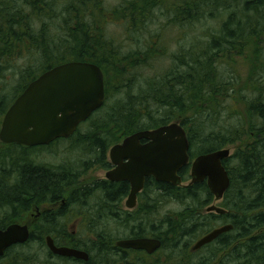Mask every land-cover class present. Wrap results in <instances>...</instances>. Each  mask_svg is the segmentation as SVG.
<instances>
[{
	"label": "trees",
	"instance_id": "trees-1",
	"mask_svg": "<svg viewBox=\"0 0 264 264\" xmlns=\"http://www.w3.org/2000/svg\"><path fill=\"white\" fill-rule=\"evenodd\" d=\"M139 1L140 5H121L106 9L101 6L100 0H0V73L2 74L4 69L2 59L12 56L16 48L20 50L23 47L30 53L34 51L38 60V63L21 70L19 83L14 86L16 91L14 97L0 98V118L31 80L57 64L71 60L96 64L103 71L105 84L107 71L115 72L118 76L116 81L122 80L128 72L127 67L133 68L136 65L135 57L139 53H143V56L149 55L148 51L156 54L147 47L145 52L134 53L135 57L131 54H119L115 44L106 38L101 27V21L109 15L115 19L127 17L133 19V14L137 12L143 19L152 0ZM134 6L136 8H133ZM169 9L172 25L176 22L192 23L201 20L209 22L217 19L220 23L219 36H213L209 45L191 47L182 57L176 55L175 65L184 64L187 71L178 73L176 70L174 72L168 70L169 72L167 71L158 82L145 88V91L139 88L140 92L136 95L127 92L126 97L124 95L125 98L122 99L125 101L117 102L111 112L107 111L96 123L91 124L88 134L80 132L79 127L82 125L80 124L73 138L90 135L88 136L90 139L83 141L76 139L75 148H82L81 144L87 145L86 151L90 153H84L94 152V159L85 161L80 158L76 166H60L53 169L29 160L34 150L32 147L20 152L15 144L4 146L0 159V205L7 206L13 217H23L24 213L30 211L33 203L40 205L45 201L67 199L66 203L83 204L85 201L86 205V200L95 194L94 185L75 190L74 184L81 167L84 169L94 164L108 167L105 152L110 140L107 136L96 134V130L99 133L101 126L109 125L111 129L117 128V131L128 135L137 130L153 129L171 121H178L185 127L191 159L198 154L223 148L232 141L234 133L230 129L226 128L227 131L224 133H203L204 127H208V124L205 125L206 120H198L196 116L199 114L191 112L193 113L191 115L188 110L186 116L183 113L185 107L193 100L191 90L194 96L201 98L205 97L206 92L210 95L219 92V87L222 88L218 79L220 74L214 64L217 61L214 60L212 63L214 57L217 59L222 54H230L235 44H239L240 48L243 47L245 50L253 43V39L264 37V0H174ZM207 17L211 19L208 20ZM105 103L106 94L103 105L85 122L90 124L93 121L92 117L104 109ZM250 108L259 121V124H254L259 132L258 140L254 143L249 142L244 150L237 148L223 161L230 177V186L219 206L226 209V212L215 214L204 211L205 206L212 201L205 181L187 189L174 188L173 194L176 190L179 191L176 200L185 198L192 200L193 207L164 220L162 231L164 247L184 244V238L191 236L196 225L203 220L205 222L209 220L217 226L232 225L230 232L220 235L219 241L210 246L213 247L212 251L216 253L220 248L227 247L230 244L228 240L243 238L242 244L231 248L228 259L231 257L244 264L264 263V131L263 133L259 131L264 130V101L253 102ZM157 112H161V115L156 117ZM195 121L196 124L201 121L198 129L194 126ZM259 141L261 143H257ZM245 145L243 143V146ZM233 161L235 162L232 165ZM19 162L23 163L19 165ZM180 175L182 179L189 177V166L184 167ZM41 179L43 183L40 182ZM9 180L11 182H8ZM105 183H101V189L104 191L102 202L110 205L109 201L116 194L118 196L123 194L125 190L122 184L115 188ZM162 185L167 192L171 189L167 184ZM185 212L188 214L184 215ZM61 214V212L45 214L37 232L32 230L34 225L31 227L29 238L24 245L32 239L43 245L47 233L54 235V230L65 232L66 223L61 221ZM10 217L6 216L0 220V229L17 222L7 220ZM129 219L116 221L127 225L126 228L131 229L133 237H138L146 231L141 227L146 224L145 218H139L140 223L134 221L137 218L131 221ZM101 221L95 220L94 224L92 222L90 225L92 232L87 234V242L77 240L80 236L71 235L64 239L70 244L63 245L84 250L89 255L87 261L58 257L51 254L48 249L47 254L51 258L56 257L67 263L73 261L78 264H147V258L141 251L122 250L115 246L113 235L108 234L106 230H98ZM131 223L135 228L131 227ZM54 238L57 242L62 241ZM18 247H22V244L8 248L0 261L15 252L11 263L7 261L6 264H52L36 262L35 257L22 262L21 253L16 251ZM132 254L136 257L131 258ZM15 257L19 259L15 260ZM108 259L110 261H107Z\"/></svg>",
	"mask_w": 264,
	"mask_h": 264
},
{
	"label": "rangeland",
	"instance_id": "rangeland-1",
	"mask_svg": "<svg viewBox=\"0 0 264 264\" xmlns=\"http://www.w3.org/2000/svg\"><path fill=\"white\" fill-rule=\"evenodd\" d=\"M173 1L174 0H152L147 9L148 13L143 19L137 12H135L133 14L134 20L130 17H127V19H115L109 15L106 16V19L101 21L104 35L115 44L119 54H131V56L135 57L133 55L134 53L145 52L146 47L150 48L149 50L155 51L156 54H152L148 51L149 55L143 56V53H139L137 57H135L137 60L136 65L133 68L127 67L126 70H128V72L122 77V80L120 79L116 81L118 76L115 75V72L107 71L105 74L106 103L104 109L100 114L92 117L93 121L90 122V124L85 122L79 127L81 133L85 135L88 134L90 125L96 123V121L100 119L102 115H105L107 111L111 112L112 107H115L117 102L121 103V101H125L122 99L126 97L127 92L136 95L140 92V89L141 91H145V88L158 82L168 70L170 72L176 70L178 73L187 71V68L183 66L184 64L181 66L175 65V61H177L175 56L182 57L185 51L189 50L191 47L205 46V44L209 45L210 39L213 36H219L218 25L220 23L217 19L209 22L204 20L192 23L176 22V24L172 25L170 23L172 17L168 11L170 10L169 8L171 4H173ZM100 4L103 8L113 9L121 5H140L141 2L139 0H100ZM147 5H149V3H147ZM133 8L136 7L134 6ZM126 14L129 13L126 12ZM207 19L210 20L211 18L207 17ZM252 41L253 43H250L245 50H243V47L240 48L239 44H235L231 49L230 54H222L218 57L219 59L214 57L212 63L214 60L217 61L214 64L219 71L220 76L218 79H220V86L222 88L219 87V92H213V94L210 95L208 92L204 91L206 92V95L201 98L194 96L193 90H191V97L193 100L188 107H185V112L183 113L186 116L188 110L190 114L191 112L199 114L196 116L198 120H206L205 125L207 126L208 124V127H204L205 130L203 133H224L227 131L226 128L230 129L234 133L231 137L232 141H229L224 145L225 148L230 150V154H233L237 148L244 150L249 142L254 143L258 140L257 137L259 132L255 129L254 124H259V121L257 120L256 115L251 111L250 107L253 102L264 101V37H261L258 40L253 39ZM2 60V66L4 69L2 74L0 73L1 99L11 96L14 97L16 94L14 86L19 83L21 70L24 67H29L31 64L34 65L38 63L36 53H34V51L30 53L28 50L23 49V47L20 48V50L16 48L12 56ZM155 114L157 117L158 115H161V112ZM1 119L2 118H0V120ZM201 121H198L197 124L195 121V128H199V123H201ZM116 131L117 128L111 129V126L109 127V125L105 127L101 126L99 133L96 130V134L107 136V138L109 137L108 139L110 140V143L106 152L108 148L119 143V141L125 136V134ZM259 131L263 133L264 130ZM88 136L84 137V135H80L71 140H58L50 147L37 148L32 151L29 160H32L39 165H44L45 163V166L53 169L60 166H76L78 164L77 161L80 158L85 161L92 160L95 158V154L94 152L93 154H89L90 151H86L87 145L81 144L82 148L77 149L75 148L76 143H74L78 138L77 141H83L87 138L90 139ZM243 143L246 145L243 146ZM257 143L261 142L259 141ZM3 148L4 146L0 145V159ZM84 152L89 153L86 154ZM234 162L235 161H233L232 165ZM105 172L106 167L102 164H94L91 167L84 169L81 167L74 188H76V186L77 188L84 185L87 186L95 183L97 179L105 178ZM8 182L11 181L9 180ZM40 182L43 183V180L41 179ZM183 182L186 183V181ZM97 201L99 202V195L97 194L89 200H86V205L84 206L85 209H83L85 210L84 212L93 215L97 204L95 202ZM211 204L218 205L219 202H213ZM45 206L46 205H44V207ZM191 206L193 207L192 200L186 198L183 200L166 199L165 205L163 208H160L159 214L162 216L164 215V220H167V217L171 215L174 217L182 212V210H187ZM39 207L43 206L39 205ZM88 207L91 208L87 209ZM187 212H185L184 215H187ZM31 214L27 212L23 214V217L20 216L15 218L11 215V210L8 209L7 206L0 205V220L6 216H11L7 220H16L18 223L26 224L28 227H31L33 225L30 223V218H32ZM91 221L94 224L95 221ZM69 222L71 223L67 227L68 230H75L78 232L76 235H80L79 240L87 242L88 235H83L86 225L76 218H71ZM90 223L91 222L87 223V227ZM216 226L217 225L210 223L209 220L206 222L203 220L193 228L194 231L191 236L189 235L186 239L184 238V244L163 246L160 252L161 257L157 261L158 264H199L200 258L209 251L203 249L197 255H186V247L188 244L192 246L198 237L209 232ZM87 227L86 229H88ZM126 227L127 225L120 224L117 221L105 217L99 223L98 230H106L108 234L110 233L113 235L114 241H116V238L118 237L117 234L123 235L127 230ZM32 230L33 232H36L34 228ZM23 245L24 244H22V247L16 249L17 252L19 251L21 253L20 257L22 256V262H26V259L29 260L31 257H35V261L39 263L43 261V263L50 262L52 264H78L73 261L68 263L62 262V260L59 258L57 259L56 257L51 258L50 255L47 254L45 244H43V246L33 239L24 246ZM226 251L227 248L224 252ZM221 254L222 251H220L217 256L219 257ZM14 255L15 252L14 254L12 252L10 256L0 261V264H6L7 261L8 263H11L10 261ZM130 257L134 258L136 256L132 254ZM223 257H221V259ZM156 258L158 259L157 256ZM17 259H19V257H15V260ZM107 261H110V259ZM210 261L209 264H215L217 258L214 260L211 259ZM224 263L244 264L243 262H238V260H233L231 257L230 259H226Z\"/></svg>",
	"mask_w": 264,
	"mask_h": 264
},
{
	"label": "water",
	"instance_id": "water-1",
	"mask_svg": "<svg viewBox=\"0 0 264 264\" xmlns=\"http://www.w3.org/2000/svg\"><path fill=\"white\" fill-rule=\"evenodd\" d=\"M103 103L104 77L100 67L85 61L58 64L31 80L12 102L1 122L0 141L33 146L46 144L58 137H68ZM141 138L148 142L140 145ZM188 149L185 130L178 122L140 130L111 147L109 156L115 167L105 176L111 181L126 180L130 183L131 190L126 201L130 207L147 176H153L156 181L180 184L181 178L177 173L189 162ZM229 155L230 150L222 148L199 154L191 163L190 182L205 180L215 201L222 198L230 185L229 175L222 163ZM206 211L222 214L225 209L211 205ZM231 228V224L214 228L197 240L193 247L199 248ZM28 237L26 224L14 223L0 230V256L7 247L23 243ZM46 246L57 255L73 256L84 261L88 259L85 251L58 247L50 237H46ZM116 246L144 249L151 253L160 246V242L144 237L127 238L118 240Z\"/></svg>",
	"mask_w": 264,
	"mask_h": 264
},
{
	"label": "flooded vegetation",
	"instance_id": "flooded-vegetation-1",
	"mask_svg": "<svg viewBox=\"0 0 264 264\" xmlns=\"http://www.w3.org/2000/svg\"><path fill=\"white\" fill-rule=\"evenodd\" d=\"M125 137H123L119 142L121 143L122 140ZM68 139V138H67ZM56 142V141H52L49 143V147L52 146V144ZM148 142L147 139L145 138H141L139 140V144L140 145H144ZM15 145H17V147H19V151L21 152V150H24L26 148H46L45 145L44 146H39V145H35V146H28V145H24V144H18V143H14ZM0 145L3 146H9L12 145L10 143H1ZM109 149V148H108ZM190 146L188 149V153L190 152ZM108 150L107 152H105V156H106V162L108 163V167H106V171H108L109 169L113 168L114 165L112 163V161L109 159V157L107 156ZM190 156V154H189ZM20 158V157H19ZM21 159V158H20ZM32 161V160H30ZM23 163V162H19V165ZM35 163V162H34ZM45 165V163H44ZM43 166V165H42ZM187 166H183L179 172ZM20 177V175H19ZM185 182H183L182 184H173L170 182H164V181H156L154 179L153 176H147L145 177V181L143 184V187L140 189V191H138L135 195V198L133 200V204L132 206H127L126 205V201L128 199L130 190H131V185L128 181L126 180H119V181H111L108 180L106 178L103 179H97V181L95 182V184H90L87 185L89 187H91V185H94V195H99V202H95L97 203L94 209V214L93 215H89L88 213L84 212L85 210V201L83 202V204L79 203V202H73V203H66L67 199H61V201H55V202H42L40 203L41 206L43 207H39V205L33 203L31 206L30 211H28L32 218H30V223H32L34 226L33 228L36 230V232L39 230V226L41 221L44 219L45 214L48 213H62L60 215V219L61 221H64L66 223V230L65 232H59L54 230V235L47 233L46 235H50L53 239L54 242L62 245V244H66L68 243V241H65L64 239L70 237L71 235L73 237L76 236H80V235H76L75 230H68V225L71 223L69 222V220L71 218H76L77 220H79L80 222H82L84 225H86L87 227V223L91 222L89 224V226L87 227L88 229H84V233L83 235H87V234H91V227L90 225L92 224L91 220H102L105 217H108L109 219H112L113 221L116 220H124L126 218H130L129 221L134 220V218H137L136 223H140L139 218H145V226L142 225L141 227L143 228V230H146L145 232H143L140 236L138 237H133V234L131 231V229H127L126 232L124 233V235L121 234H117V240L115 241V246H116V242L120 239H127V238H140V237H144V238H151V239H156L160 242V246L155 249L154 251H152L151 253H148L146 250L144 249H131V248H122L119 247L122 250H132V251H141L145 257L147 258V264H158V260L161 257V250L163 248V244H164V240H163V222H164V215H160V208L165 205L166 199L168 200H176V195L179 194V191H175L173 194V190L174 188H179V189H187L190 188L192 186H194V184L197 183H202V182H197V183H191L189 182L190 177H185L183 178ZM102 182H106L105 184L107 186H112L117 188L119 184H122L123 189L125 190L123 192V194L121 195H115L114 198L112 200L109 201L110 205L108 204H103L102 202V198L104 196V191H102ZM162 184H167L171 189L167 192L164 188V186ZM76 186V185H75ZM86 185L84 186H80L77 188H74L75 190H82L84 187H87ZM207 186V184H206ZM87 187V188H89ZM211 194V193H210ZM225 194V193H224ZM212 195V194H211ZM203 196V195H202ZM224 196V195H223ZM214 202V198L212 195V201ZM44 205H46L44 207ZM91 207H88L87 209H89ZM34 212V213H33ZM88 216V218L86 219V217ZM91 219V220H90ZM68 221V223H67ZM151 223V224H150ZM31 224V225H32ZM37 225V226H35ZM134 225V224H133ZM132 223H131V227H133ZM140 227V228H141ZM135 228V226L133 227ZM70 232V233H69ZM230 231L227 232H223L222 234L228 233ZM219 235V236H220ZM219 236H217L213 241L199 247V248H194L193 246L195 245V243L197 242V240L201 237H198V239L195 241V243L190 246V244L187 245L186 247V255H197L201 250L203 249H207L209 252L207 254H205L204 256H202V258H200L199 260V264H209V262H211L210 260H214L217 258V262L215 264H225L224 261L226 259L229 258V253L231 251V248H233L234 246L238 245V244H242L244 242L243 238L238 239V240H228L230 241V244L227 247L224 248H220V250L218 252H214L213 247H210L212 244H214L215 242L219 241ZM59 238V240H62L61 242H57L55 241L56 239L54 238ZM64 240V241H63ZM79 240V239H77ZM227 241V243H228ZM70 244V243H68ZM18 245V244H15ZM118 247V246H117ZM229 247V248H228ZM227 248V251L224 252V250ZM222 251V254L218 257V253ZM211 255V256H209ZM156 256L158 257V259L156 258ZM224 256V257H223ZM239 256V254H238ZM201 257V256H200ZM221 257H223L221 259ZM1 259V258H0ZM219 259V260H218Z\"/></svg>",
	"mask_w": 264,
	"mask_h": 264
},
{
	"label": "bare ground",
	"instance_id": "bare-ground-1",
	"mask_svg": "<svg viewBox=\"0 0 264 264\" xmlns=\"http://www.w3.org/2000/svg\"><path fill=\"white\" fill-rule=\"evenodd\" d=\"M154 129V128H153ZM148 130H151V129H148ZM74 134H75V131L71 134V135H69L68 137H58V138H55L54 140H52V141H58V140H65V139H67L68 138V140H71L73 137H74ZM185 134H186V131H185ZM186 137H187V134H186ZM187 140H188V138H187ZM52 141H50V142H52ZM50 142H48V143H46V144H39V146H44L45 145V147H49V143ZM189 142V141H188ZM10 144H14V143H10ZM33 146H35V145H33ZM34 150H36V149H34ZM32 154V153H31ZM178 176L181 178V182H183L184 180L182 179V177H181V175H180V172L178 171ZM230 178V177H229ZM14 223H16V224H20V225H23V224H21V223H18V222H13V223H10V224H14ZM9 224V225H10ZM9 225H7L6 227H8ZM33 226V225H32ZM31 226V227H32ZM5 227V228H6ZM28 227V226H27ZM31 227H28V231H29V234H30V230H31ZM5 228H3V229H5ZM3 229H0V230H3ZM46 237H50L52 240H53V242H54V239L50 236V235H46L45 236V238H44V243H45V246H46ZM29 238V237H28ZM28 240V239H27ZM27 240L25 241V242H23V243H20V244H24V243H26L27 242ZM19 244V245H20ZM54 244L56 245V246H58V247H62V246H65V247H70V246H66V245H59V244H57V243H55L54 242ZM15 244H12V245H10L9 247H7L6 249H5V251L8 249V248H10L11 246H14ZM70 248H74V247H70ZM75 249H78V248H75ZM78 250H82V249H78ZM5 251H4V253H5ZM82 251H84V250H82ZM4 253H3V255H4ZM51 254H53V255H55V256H58V257H64V258H72V259H74V260H79L78 258H75V257H73V256H62V255H57V254H54V253H52V252H50ZM3 255H1L0 256V258L3 256ZM89 256V255H88ZM88 260V259H87ZM86 260V261H87Z\"/></svg>",
	"mask_w": 264,
	"mask_h": 264
}]
</instances>
